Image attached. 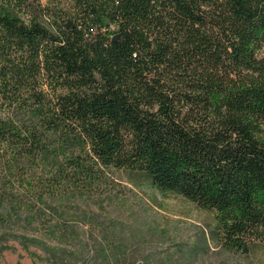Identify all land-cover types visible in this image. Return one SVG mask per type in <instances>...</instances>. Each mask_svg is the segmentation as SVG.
<instances>
[{"label": "trees", "instance_id": "16d2710c", "mask_svg": "<svg viewBox=\"0 0 264 264\" xmlns=\"http://www.w3.org/2000/svg\"><path fill=\"white\" fill-rule=\"evenodd\" d=\"M263 49L264 0H0V223L121 264V221L90 204L117 168L215 212L228 249L261 246Z\"/></svg>", "mask_w": 264, "mask_h": 264}, {"label": "rangeland", "instance_id": "374dc122", "mask_svg": "<svg viewBox=\"0 0 264 264\" xmlns=\"http://www.w3.org/2000/svg\"><path fill=\"white\" fill-rule=\"evenodd\" d=\"M103 183L102 194L90 204L94 211L121 221L126 249L121 264H264V243L245 253L228 249L215 234V212L180 194L160 191L145 176L109 168ZM5 211L0 207V214ZM35 225L0 223V235H8L0 238V264H85L69 254L80 250L77 240L49 235L46 227ZM77 231L79 239L90 244L100 236L90 223L77 225ZM21 234L39 242L13 236ZM58 249L69 253L64 256Z\"/></svg>", "mask_w": 264, "mask_h": 264}]
</instances>
